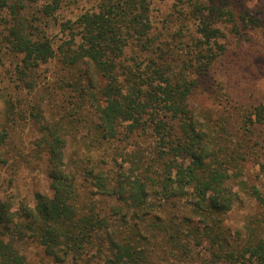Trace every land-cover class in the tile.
<instances>
[{
	"label": "trees",
	"instance_id": "16d2710c",
	"mask_svg": "<svg viewBox=\"0 0 264 264\" xmlns=\"http://www.w3.org/2000/svg\"><path fill=\"white\" fill-rule=\"evenodd\" d=\"M169 3L0 0V162L29 126L50 179L0 195V264H264V95L232 62L264 5Z\"/></svg>",
	"mask_w": 264,
	"mask_h": 264
},
{
	"label": "rangeland",
	"instance_id": "374dc122",
	"mask_svg": "<svg viewBox=\"0 0 264 264\" xmlns=\"http://www.w3.org/2000/svg\"><path fill=\"white\" fill-rule=\"evenodd\" d=\"M154 1L155 4L161 8L162 12L166 11L170 4L169 0ZM245 2H248L251 6L258 4L264 5V0H245ZM51 29L55 34L56 28ZM248 35L250 40L245 43L242 48H237L238 51L233 53V64H236L239 69H241V64L244 65L242 68L244 73L241 74L243 80L240 83L236 82L242 86L247 85L246 88L248 89L249 83H252L254 84V87H252L253 91L264 95V55L260 54L261 52L264 54V28L252 30ZM250 50L251 52L249 53ZM252 52L253 54L251 55ZM252 56H258V58H255L253 61L256 66L258 65V72L260 71L261 73V75L257 76L254 80H251L250 77L252 66L249 65V62ZM53 71L56 73L55 65L51 66L49 73L51 74ZM204 98L205 97H202V99ZM20 132L15 136V139H22L21 143L24 145V159L20 160L17 165H14L13 160L10 158L8 161L0 162V195L4 196L5 194H8V191L13 189L16 201L26 200L33 202L37 192L49 191L50 179L48 176V164L45 155L37 156L32 154L31 140L36 137L35 130H32L28 126ZM19 141L20 140H17L15 142ZM69 149L71 150L72 146ZM28 153L30 154L29 159L26 160V154ZM261 176L263 178L261 186L263 185L262 187L264 188V175L262 174ZM253 209L254 207L250 205L245 207L237 206L231 216L233 223H238L240 221L242 218L240 214H244L247 210L249 211ZM22 248L27 257L32 260L34 264H52L37 243L25 242L23 243Z\"/></svg>",
	"mask_w": 264,
	"mask_h": 264
}]
</instances>
